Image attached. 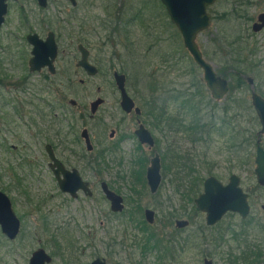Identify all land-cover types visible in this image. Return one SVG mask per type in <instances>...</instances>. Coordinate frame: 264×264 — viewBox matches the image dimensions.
<instances>
[{"label":"rangeland","instance_id":"1","mask_svg":"<svg viewBox=\"0 0 264 264\" xmlns=\"http://www.w3.org/2000/svg\"><path fill=\"white\" fill-rule=\"evenodd\" d=\"M35 1L22 0L28 16L31 19L47 17L48 20L56 21L52 25L58 29L59 33H62L63 38L59 43L60 56L56 63L57 75L53 77L47 70H43L41 73H30L28 50L24 48L21 41L17 40L18 36L23 35L18 24L19 8L15 6L11 8V18L13 19L11 32L14 33V38L13 40H1L3 46L0 47V79L7 77L13 82L28 79L32 104L45 114L46 121L38 124V127H33L29 139L28 162L31 161L37 165L35 174L27 177L21 190L17 189L15 192L9 188V178H2L0 188L10 191L9 195L19 202V205L15 207V212L23 218V235L14 245L10 246L5 242V238L0 237V257L5 258L3 249H9L13 251L10 259L11 264H28L33 249L39 246L46 247L47 239L58 236L55 227L61 226L63 223L75 222L77 226L69 227L65 231V235L63 234L64 242L67 243L68 240L75 247L70 249L67 255L77 256L80 254L79 251L81 252L85 247L89 248L87 239L82 241L83 239L78 238L73 231L79 229L88 233L91 223H94L96 230L98 229L97 240L102 242H97V246H92L95 248L90 247L85 256L80 258V264H87L92 259V252L96 257L105 258L108 243L112 246L114 244V250H112L114 254L109 258L112 261L111 264H157L156 255L147 252L151 249L150 242V245H145L147 242L145 235L141 231L135 230V223H131L127 219L128 214L117 219L109 218L110 208L101 189L102 182L108 183L112 189L118 190L127 199V212L133 211L132 205L141 206L144 209H154L157 212V221L154 225H149L150 231L160 230L169 221V214L177 213L179 217H183L182 212L186 210V215H189L192 224L188 229V232L192 234L191 249L181 258L180 263L174 264H203L205 259H212L214 264H231V259L248 257L247 252L252 251L250 247L246 244L239 245L232 237L234 232L239 233L240 230L243 233L254 235L255 244L261 246L264 251V235L261 234V228L264 225V187L258 185L254 173L256 167L255 149L253 156L249 155L248 158V154L251 153L246 148L241 161L233 158L234 150L229 149L228 134L223 137L212 134L207 142L205 140L192 141V135L189 132L170 133L167 131L162 133L157 129L155 131L154 128L152 131L148 127L157 142L152 150L147 147L142 148L143 146L139 147L137 139L124 137L127 135L126 132L133 133L138 124L134 114L127 115L120 107V93L113 77L115 71L131 73V85L136 81L132 75H137L139 79L144 78V81L139 85V89L142 91L153 90L154 85L159 83V86H163L165 90H170L172 93L184 90L188 85L200 84L199 80H193L198 77L203 80V88L211 97L203 79V71L191 63V55L184 46L182 35L176 27L174 29L169 24L171 21L164 9L151 3L144 11V23L127 27L125 26L126 22L129 18H133L129 15L131 9L136 10L142 2H149L148 0H128L124 7L126 17L123 18L125 20L122 22L120 19H114L113 26L111 25V28L116 32L120 30L119 38L113 41L114 33L106 32L99 27L105 20L99 3H96L93 8H89L88 18H80L81 24H76L73 21L74 18L71 19L70 16L84 15L85 7L80 6V8L74 9L66 0H50L49 7L42 9ZM249 4L250 7H248ZM262 11H264V0H218L209 9V13L212 15V24L206 31L198 35L197 43L203 51L209 50L211 58L206 60L214 65L216 71L221 69L224 63L219 56H215L216 49L214 50L212 46L213 39L217 38L225 44L226 37L234 33L233 24L247 23L242 18L248 16L257 20ZM226 14L230 16H226ZM248 23L250 26L252 25L251 22ZM66 26H70L72 32H67ZM116 26L122 27L117 29ZM35 28L33 25L32 31L41 34L42 37L49 33V31L39 30V27ZM83 29H88L89 32H79ZM79 39H84L91 46V59L94 58L93 63L101 68L99 76L88 77L84 71L76 67L80 54L77 44L75 45L74 42ZM251 41L257 47V54L253 60L260 66L261 73L264 75V63L262 64L264 61V33L252 37ZM116 42L121 44L118 45ZM215 45L214 42V47ZM123 46L125 49H122ZM128 50L130 51L128 52ZM133 58L135 61H144L145 66H138L137 70L131 72L129 64ZM170 60L172 68L169 66L170 63L164 64L169 66L167 70L160 68L162 62ZM151 67L155 71L159 67L160 77L157 78L159 81L154 78V72L150 73ZM46 75H49L50 79L55 82H53V87L57 88V91H53V94L45 89L46 82H42ZM165 76L167 77L164 78ZM81 80L85 81L84 84L80 83ZM259 87L260 84H256L254 87L248 84L247 88L242 90L241 96L252 104V92ZM259 90L264 93V84ZM191 91H194L193 87ZM97 98L104 99L105 103L101 106L98 114L92 117L90 104ZM44 99L46 101H43ZM70 100H75L77 104L72 107ZM240 105L246 110L244 101ZM51 107H54V110H51ZM179 108L178 105L177 109L179 110ZM172 109L170 104L167 111L170 113ZM28 110L30 111V108ZM246 111L242 112L243 121L250 122V115ZM32 115L35 117L34 114ZM252 116L257 117V114L253 112ZM187 118L192 122V116H187ZM202 119L201 122L204 123L207 117L203 116ZM37 121L39 122L38 119ZM145 121L146 124L147 122L148 124L153 123L148 117H145ZM260 127L257 126L256 130L260 131ZM84 128H88L91 132L94 152L93 156L90 155V157L79 160L80 157L83 158L81 153L86 152L85 144L82 141L79 146L80 133ZM40 130H42L43 136L35 133ZM112 131H116V136L113 139L110 138ZM58 142L62 143V147H58L62 152H60V155L63 156L61 157L71 164V168L78 169L84 179L91 183L93 197L82 196L79 200L72 201L60 192L49 169L50 160L45 150L46 144H60ZM262 142L264 146V140ZM109 149H113L116 153L106 155L105 151ZM155 152L160 154L161 159L164 156L165 165L171 167L169 168L171 171H166L162 162V183L159 191L152 195L147 181L145 183L146 175L143 173L150 163H140L139 158L146 156L151 159ZM88 162L93 164V170L87 168ZM174 162L178 163V166H173ZM232 174H236L242 179L241 186L249 195L251 206L249 218L251 219L242 224L244 220L238 214L229 213L216 226L209 227L204 216L199 211L192 210L191 204L184 201L183 195L187 191L186 185L189 183L188 176L202 175L206 178L208 175H212L227 184ZM21 191H24V194L20 193ZM28 196L35 203L38 201L43 203L40 213L27 206L24 199ZM159 201L161 204L157 203ZM43 216L49 220L50 235L44 233L45 227L39 230L41 221L38 219H42ZM135 216L136 219H142L140 214ZM231 224H234L235 228H230ZM103 227L107 228L106 231L110 229L109 235H104L101 230ZM200 227L207 234L206 238L197 232L200 231ZM54 239L56 240V238ZM52 248L55 252L58 251V248L53 245ZM73 249L75 250L73 251ZM55 264H60V262L56 259ZM167 264L172 263L167 262Z\"/></svg>","mask_w":264,"mask_h":264},{"label":"flooded vegetation","instance_id":"2","mask_svg":"<svg viewBox=\"0 0 264 264\" xmlns=\"http://www.w3.org/2000/svg\"><path fill=\"white\" fill-rule=\"evenodd\" d=\"M49 1L50 0H48L47 8L49 7V4H50ZM66 1L74 9L80 8V6L85 7V9H86V12L84 13V15L77 14L75 16H72V15L70 16L71 19L74 18L73 21H75L76 24H81L80 18H88L89 8H93L96 3H99L100 8H101V10L105 16V20L102 22V25L99 27L101 29H104L106 32H109V33L113 32L114 33L113 38H112L113 41H114V39L119 38L120 30H118L116 32L115 29L111 28V25L113 26L114 19H120L122 22L125 20L123 18V17H126L124 7L127 5L128 0H76V2H77L76 6H74L71 1H69V0H66ZM142 1H145V0H142ZM148 1L149 2H142L138 6V9H136V10L131 9V13L129 15L133 16V18H129L128 21L126 22L125 26L128 27L129 25H136V26H138L139 24L142 25L144 23V11L151 3H155L156 5L163 8L165 11V14L167 15V17H169L167 9L162 4L161 0H148ZM35 2H37V5L39 6L38 1L36 0ZM217 2H218V0L213 5H215ZM5 4L7 5V13L3 16V20L0 24V47L3 46L2 41L13 40V38H14V33L11 32V25H13V19L11 18L12 12L10 10L14 6L18 7L19 8V10H18V24H19L20 30L23 33V35L18 36L17 40L21 41L24 48L28 50V56L30 58L28 61L29 72L33 73V72H31L30 66H29L30 60L32 58L33 45L30 43L28 38H29V36H31L33 34L38 35L39 39H41L43 41L47 40L50 33L55 34V39H56V42L58 45V56L55 60V67H56L57 60L59 59V56H60V45H59V43H61V39L63 38L62 33H59V31L56 27H52V24L55 23L56 21L48 20L47 17H42L41 19L40 18L31 19V17L28 16V14L26 13V11L24 9L25 4L22 3V0H5ZM213 5L208 7V9H207L208 13H209V9ZM248 7H250V4ZM47 8H44V9H47ZM263 13H264V11H262L258 15L257 20L249 18V16H248V17L242 18L247 23H245V24H241V23L233 24L234 25L233 31L235 33L236 38H235V41L233 42L232 48H230L228 44H223L217 38L213 39L212 46H213L214 50L216 49L215 56H219L220 60L223 61V63H224L222 65L223 67L221 69H219L218 71L215 70V67L211 62L206 60V59L211 58L209 50L203 51L200 48V46L198 45L197 38H196L197 46H198L200 52L202 53L204 60L212 65V67L214 68L218 77L228 81L229 90L227 93H225V95L221 99H215L213 97L212 92L208 88L207 83L205 81L204 70L195 62L194 58L192 57V55L188 49H186V50L191 55V63L196 68H198L199 70L201 69L203 71V79H204V82L206 84V87L210 91L211 97L208 96V94L206 93V91L203 88V86H204L203 80L198 78V77L197 78L192 77V78L195 81L199 80L200 84L197 85V83L195 82L196 86H194L191 83L192 85H188L187 88H185L183 91L179 90V91H174L171 93L170 90H165L163 86H159V83H158V85H154L153 90L146 89V90L142 91L141 89H139V85L141 84V82L144 81V78L141 77L139 79V77L137 75H132L134 78H136V81L132 82L133 84L131 85V76H130L131 73H129L128 71H127L128 73L127 72L121 73V72L115 71L113 73L114 80H115V73H118L120 75L125 76V87H126L127 94L134 101L135 108H138L140 110L139 114L136 113L135 109L131 113H128V112L124 111L123 108L121 107V100H120V107H121L122 111L124 113H126L127 115L134 114L135 120L138 124L137 128L135 129V131L133 133L126 132L127 135H125L124 137H129L131 139H137L139 147H142V146H143L142 148L147 147L149 150L154 149V147L156 146V143H157L155 136L152 133V131H154L152 128H154L155 131L157 129L162 133H165L167 131H169L170 133H176L178 131L189 132L192 135L191 136L192 141H204L205 140V142H207V139H210V136L212 134L213 135L216 134L218 137H223L224 134L222 135L219 132H216L218 130L219 126L217 128H213V130L211 131V133L209 135L208 134L203 135L199 132L196 134V132H192L189 130V128L192 125V122L188 121L187 116H189V117L192 116V118H194V116L192 115V112L190 111L189 107H187V106L183 107V106H181V104H177L175 101V98H176V94L180 95V94L193 93V92L195 93L197 87H199L203 91L205 96L208 98L207 101L209 102L208 106H205L204 108L201 107L202 109H207L208 111L217 112V113H224L225 111H236L238 109V107H241L240 103H242V101H244L246 103L245 108H248L249 110L253 111L255 114L256 110H255V107L253 105V96L259 95L260 97H262L264 99V93L260 92V90H259L260 87L264 84V75L261 73L260 66L258 64H256L253 60V57L257 54V47L255 44H253V42L251 41V38L255 37V36L262 35V33H264V28L258 32H256L254 30L255 25L258 24V22H259V16ZM226 16H230V15L226 14ZM57 19H58V17H57ZM57 22L61 23L60 21H57ZM248 22H251L252 25L250 26V23H248ZM211 24H212V15H211ZM33 25H35V27H36L35 29H38V27H39L40 28L39 30H45L44 32L49 31L48 35L42 37L41 34L33 32L31 29ZM172 25L175 26L173 23H172ZM121 27L122 26H116L117 29H121ZM65 30L67 32H72V28L70 26H66ZM206 30H204V31H206ZM86 31H88V29H83L79 32H86ZM204 31H202V32H204ZM214 42L216 44L215 47H214ZM74 43H75V45L77 44V50L80 54V59L78 60V62L82 58L81 52L79 51V46L82 45L90 53V56L88 59L89 62L94 64L93 62L95 59L94 58L91 59V51H90L91 46H89V44L87 42H85V40L82 42L80 39L76 40V42H74ZM117 44L120 45L121 43H117ZM20 46H21V44H20ZM122 49H125L124 46L122 47ZM129 51L130 50H128V52ZM77 63H76V67H77ZM168 63H170L169 66H171L170 68H172L173 66H172L171 60L168 62H166V61L162 62V66L160 68H165L167 70L169 66H165L164 64H168ZM263 63H264V61H262V64ZM230 65H232L234 68L230 69L229 68ZM138 66L144 67L145 66L144 61L143 62L140 60L135 61L133 58L129 64V69L131 72H134L135 70H137ZM263 67H264V64H263ZM227 68H229V69L225 70ZM78 69H81L82 71H84L88 77H93V76H89L84 69H82V68H78ZM98 69H99V74L97 76H99L100 72H101V68L98 67ZM150 69H151L150 70L151 72L149 71L150 73L154 72L153 73L154 78L157 79L160 77L159 67L156 68V71L153 70L152 67ZM43 70H47L48 73L53 77H55L57 75V67H56V73L55 74L50 73L48 68H44ZM223 71H225V73H223ZM41 72H34V73H41ZM155 72H157V73H155ZM189 75H192V73H189ZM97 76H95V77H97ZM149 76H151V75H149ZM251 76H253V77H251ZM166 77L167 76H165L164 78H166ZM81 81H82V83H81ZM81 81H80V83L84 84L85 81L84 80H81ZM157 81H159V79H157ZM42 82H46L45 89H48L50 93L53 94V91H55V92L57 91V88L53 87L54 80L52 81L50 79L49 75H46L45 79H43ZM234 83L236 85V88H235V85L233 86ZM29 84H30V82L28 81V79H20L19 81H16V82H13L11 79H9L7 77H5V79H0V186L2 185V178L8 177L9 178L8 182L10 184L9 188H12L14 190L13 192H15L17 189L21 190L22 186H24L23 184L27 180V177H30V176L35 174V171L37 169V165L31 161L28 162L29 153H30L29 139L31 138V131L33 130V124H42V123H45V121H46L45 114L40 112L38 110V107H35V105L32 106V101L30 98L31 89L29 87ZM115 84H116V80H115ZM248 84H250L251 87H254L256 84L257 85L260 84V87L257 90L256 89L253 90V92H252V95H251L252 104L248 103L245 100V97L241 96L242 90L244 88H247ZM42 87H43V85H42ZM116 87H117V85H116ZM192 87L194 88L193 92L191 91ZM117 89H118V87H117ZM130 90L132 93L130 92ZM119 93H120V91H119ZM120 98H121V94H120ZM43 101H45V100H43ZM247 103H248V106H247ZM170 104L172 105L173 109L169 113L167 111V109H168ZM178 105L180 107L179 110L177 109ZM71 106L74 107L73 105H71ZM28 108H30V111L28 110ZM60 108H63V107H60ZM100 108H99V110H100ZM176 109H177V111H176ZM51 110H54V107H51ZM99 110H98V112H99ZM175 111H176V113H174ZM98 112L95 115H93L91 113V116L95 117L98 114ZM32 114H34L35 117H33ZM144 116L148 117L153 123L148 124V122H147V124H146ZM48 117H49V115H48ZM214 117L220 118L222 116H221V114H214ZM256 118L259 120L258 115ZM37 119L39 120V122L37 121ZM179 119L182 121H179ZM218 122L220 123V121H218ZM258 122H259V126H261L260 120ZM141 126H144L149 131V133L151 134V137L154 140V146L151 147L149 144H142L141 141L139 140V137L137 136L136 132H137V130L140 129ZM152 126H154V127H152ZM148 127H150L152 129V131ZM260 128H261V130L259 131L257 146H258L259 142L263 146L262 141L264 140V137H263L264 134L261 133L262 126ZM84 129H88V128H84ZM84 129H82V131ZM82 131H81V133H82ZM35 133H38L39 135L43 136V132L39 131V132H35ZM81 133H80L81 139H79V146H80V143L82 141L85 144L86 152L81 153V156L83 158L80 157L79 160H83L84 158L90 157V155L93 156V152H94V151L89 152L87 150V145L85 143V140L82 138ZM89 133H90V137H91V132L89 131ZM115 136H116V131H112L110 134V138L113 139V138H115ZM91 141H92V138H91ZM58 143H60V142H58ZM92 143H93V141H92ZM47 145H51L53 147L56 158L61 162V164L63 165L65 170L73 171L74 169H76V168H71L70 167L71 164H69L67 162V160L62 158L63 156L60 155L61 151H59L58 147H62V143H60V144H56V143H53V144L50 143L49 144L48 143L45 145V150H46ZM257 146H256V149H257ZM140 151H142V150H140ZM169 152H170V148H169ZM46 153H47V151H46ZM105 153L107 155V154L116 153V152L113 149H109V150H106ZM47 155H48V153H47ZM156 155H159V157H160L161 169H162V162H163V168L166 171H171V169H166L164 167L166 159L164 160V156L161 159L160 154L157 152L154 153V156L151 159L147 158L146 156H141L139 158V162L140 163H148V162L150 163L151 160ZM48 158H49V155H48ZM255 159H256V151H255ZM255 159H254V162H255ZM49 160H50V158H49ZM50 165H51V160L49 162V169L51 170V172L53 174V177H54V179H55V181L59 187L60 192L63 193L65 196H67L69 198V200L77 201L82 196L88 197V198L93 197L94 192H93L91 183L84 179V177L81 175V173L78 169L77 170L79 171L82 179L89 184V188H90L92 194H89V193H86V192L80 190V191H78L77 196L73 197L70 193L63 192L61 190V187H60V180L65 179L64 174H63V172H60L59 173L60 176L57 177L56 174L51 169ZM86 165H87V168L89 170L90 169L93 170L94 167H93L92 163L88 162ZM149 166H150V164H149ZM148 167H147V169H148ZM147 169H146V171L143 172L144 175H146L145 183L147 181ZM254 173H255V170H254ZM233 175H236V174H232L231 176H233ZM231 176H230V178H231ZM161 177H162V175H161ZM211 177H214V176L208 175L206 178H204L202 175H195V176L189 175L188 176L189 183H188V185H186L187 191L183 195L184 201L188 202L193 207L192 210L199 211V213H201L204 216L206 224H207V214L205 212L201 211L197 207L196 200L204 193L205 182L208 178H211ZM214 178H216V177H214ZM230 178H229V181H230ZM217 180L219 182H221L219 179H217ZM229 181L227 184H224L223 182H221V183L224 186H226L229 184ZM241 182H242V179H241ZM161 183H162V180H161ZM106 184L108 185V183H106ZM147 184H148V181H147ZM160 186H161V184H160ZM240 186H241V184H240ZM108 187L112 192L116 193L117 195H119L123 199V206H124V208L119 212L113 211L111 201L104 195L105 199L107 200V205H109V208H110V211H108L109 218L117 219V218H120L122 215L124 216V215L128 214L127 219L130 220L131 223H135V226H136L135 230H137L139 232L141 231L142 234L145 235V239L147 241L145 243V245L151 244V249L147 250V252H148V254L150 252H152L151 254L156 255L157 264H167V262H171L172 264L180 263L181 258L184 257L186 254H188L189 250L191 249L192 234L190 232H188V229H190L192 224H191V219H190L189 215H186V210H184V212H182L183 217H179V214H177V213L169 214L170 215L169 221L167 223H165L160 230L150 231V228H151L150 226L154 225L157 221V217H158L157 212L154 209H150V208L144 209L141 206L136 207L133 205L131 206L133 211L127 212V204H128L126 202L127 199L118 190L112 189L109 185H108ZM148 187H149V185H148ZM192 188H194V190H195V194H194L195 196H193V193L191 191ZM197 189H199V190L197 191ZM149 190H150V187H149ZM158 191H159V189H158ZM0 193L5 194L7 196V198L10 200L11 208L19 220V233L17 234L16 238L13 240H11L3 232L2 226L0 224V237L5 238V242L8 244V246H10V245H14V243L19 240L20 236L23 235V218L19 217L15 212V207H17L19 205V202H16L15 198H13L9 195L11 192L6 190V189L0 188ZM20 193L24 194V191H21ZM150 193L152 195L156 194V193H152L151 190H150ZM24 201H25V203H27V206L33 208V210L35 212H37V213L41 212V205L43 204L41 201H38V203H35L34 200H31L29 196L26 197L24 199ZM248 201H249V197H248ZM157 203L161 204L160 201ZM137 204H138V202H137ZM147 210H151L154 212V222L152 224H150L146 219L145 212ZM229 213H231V212H228L227 214H229ZM250 213H251V210H250ZM136 214H140L142 219H136V216H135ZM234 214H237V213H234ZM249 216H250V214H249ZM249 216L246 219L241 218L242 220H244V221H242L243 222L242 224L248 222L251 219V218H249ZM176 217H179V218H176ZM223 218L218 223H220L223 220ZM38 220L41 221V228H39V230H41L43 227H45V229L47 231L45 230L44 233H48V235H50L51 234L50 223H49V220L47 219V217L43 216L42 219H38ZM179 221H186V222H188V225L184 228H180L177 225V223ZM73 225L77 226L75 222H73V223L67 222L65 224L63 223V225H61V226L55 227L54 229H55V232L58 236L57 237L52 236V237H50V239H47L46 247L45 246H39L36 249H33L31 251L30 257L28 259V264H30L33 254L36 251L41 250V249L44 250L45 253L47 254V256H49V258H50V262H45V264H55L56 259L60 262V264H80V258L82 259V256L83 255L85 256L86 252L89 251L90 247L97 246V242L102 243L100 240H97L98 229L96 230L94 223H91V224H89L88 233H85V231H82L79 229H77L75 231L72 230L73 232H75V235H77L78 238L83 239L82 241H84V239H87V241H88L87 245L89 246V248L86 249V247H85L83 250H81V252L79 251L80 254H78L77 256L67 255V253L70 252V249L75 248V247L72 246L68 240H67V243H65L63 239L65 238V236H64L65 231H67V229L69 227H72ZM169 225H170V227H169ZM216 225H214V226H216ZM207 226H209V225H207ZM230 226H231L230 228H235L234 224H231ZM209 227H213V226H209ZM106 229H107L106 227H103L101 230L103 231L104 235L107 236V235H109L110 229H109V231H106ZM199 230L200 231H197V232L206 238L207 234L205 232H203L204 231L203 228L200 227ZM253 231H255V230H253ZM261 231H262L261 234L264 235V225L261 228ZM238 232L239 233L234 232L232 234L233 239L239 245L240 244H246L247 246L250 247V249L252 251L247 252V254L249 255L248 257L238 258L234 264H264V256H263L264 251L261 248V246H259L258 244H255L256 239L254 238V235H249L248 233H243L241 230ZM54 238H56V240ZM218 238L220 239L221 237L219 236ZM252 239H255V240L252 241ZM57 240H59V241H57ZM149 242H150V244H149ZM52 245L54 247L58 248L57 252H55L53 250ZM107 247H108L107 251H106L107 254L105 255V258L96 257V255L91 251L92 252V256H91L92 259L87 264H93L97 260H101V261L105 262L106 264H111L112 261L109 258L112 257L114 254V252L112 251V250H114V244L112 246L110 243H108ZM92 248H95V247H92ZM74 250L75 249H73V251ZM256 251H257V253H255ZM3 254H4L6 259L0 257V264H11L10 259H11V254H13V251H11L9 249L8 250L3 249ZM206 260L212 261L214 264V261L212 259H205L203 264L205 263Z\"/></svg>","mask_w":264,"mask_h":264},{"label":"water","instance_id":"3","mask_svg":"<svg viewBox=\"0 0 264 264\" xmlns=\"http://www.w3.org/2000/svg\"><path fill=\"white\" fill-rule=\"evenodd\" d=\"M41 8H47L48 0H37ZM76 6V0H69ZM217 0H161L162 4L167 9L171 22L181 33L184 46L189 50L195 62L204 70V78L208 88L211 90L215 99H221L228 92V81L217 76L214 68L210 63L204 60L200 52L196 38L204 30L211 25V15L208 13V7L213 5ZM7 13V5L5 0H0V24L3 16ZM264 28V13L259 16V22L255 25L256 32ZM29 41L33 45L32 58L29 66L31 72H41L44 68H48L50 73H56L55 60L58 56V45L55 39V34L50 33L47 40L39 39L38 35L29 36ZM82 58L77 63L78 68L84 69L89 76H97L99 69L97 66L89 62L90 53L82 45L79 46ZM115 80L118 90L121 94V107L124 111L131 113L134 109L137 114L140 113L138 108H135L134 101L128 96L125 87V76L115 73ZM82 83V81H81ZM105 103L104 99L97 98L90 104V111L95 115L99 108ZM70 104L75 106L77 102L70 100ZM253 105L259 117L262 131L264 134V99L259 95L253 96ZM142 144L154 146V140L149 131L141 126L136 132ZM85 140L87 150L94 151V145L91 141L88 129H84L81 133ZM46 151L51 160V169L59 177V173L63 172L65 179L60 180V187L63 192L70 193L73 197L77 196L78 191L82 190L92 194L89 184L85 182L79 171H67L56 158L53 147L46 146ZM255 175L260 186L264 187V147L258 143L255 159ZM161 160L159 155H156L150 162L147 169V181L152 193H156L161 184ZM241 179L237 175L230 178L229 184L224 186L216 178H208L205 182L204 193L196 200L197 207L207 214V225H216L228 212L237 213L243 219H246L250 214V204L248 201L249 195L244 192L240 186ZM104 195L111 201L112 210L115 212L121 211L123 199L112 192L108 185L103 182L101 184ZM147 221L152 224L154 222V212L147 210L145 212ZM0 224L3 232L11 239H15L19 233V220L14 214L10 200L3 193H0ZM178 227L184 228L188 225L186 221H179ZM50 262L49 256L44 250L36 251L31 259L30 264H45ZM93 264H106L101 260H97ZM204 264H213L212 261L206 260Z\"/></svg>","mask_w":264,"mask_h":264},{"label":"trees","instance_id":"4","mask_svg":"<svg viewBox=\"0 0 264 264\" xmlns=\"http://www.w3.org/2000/svg\"><path fill=\"white\" fill-rule=\"evenodd\" d=\"M169 24L174 29H176L175 26H173L171 22H169ZM59 29L61 31V28ZM235 38H236L235 33L229 34V36L226 37L225 39V44H228L229 47L232 48ZM80 40L82 42L84 41V39H80ZM229 68L232 69L234 67L230 65ZM223 73H225V71H223ZM207 100L208 98L205 96V94L199 87H197L195 93L193 92V93H186V94H180V95L176 94V98H175L176 103L181 104V106L183 107L185 106L189 107L190 111L192 112V115L194 116V118H192V125L189 128V130L192 132H196V134L199 132L203 135L204 134L209 135L211 131L213 130V128H217L219 126L216 132H219L222 135L228 134L230 137L229 149L234 150V153H232L234 159H238L242 161L243 154H244L243 151L246 148H247V151H250L251 153V154H248V158H249V155L252 157L253 150L256 149L257 140L259 137V131L256 130L257 126H259V122L256 117L252 116L253 111L249 110L248 108H245L247 110L246 111L243 108L238 107L236 111H225L224 113L212 112V111H208L207 109L201 108V107L204 108L205 106H208L209 102ZM32 106L34 105L32 104ZM245 111L250 115V122L243 121L244 115L242 112H245ZM214 114H221L222 117L215 118ZM203 116L207 117L204 123L201 122V120H203L202 119ZM179 121H182V120L179 119ZM218 121H220V123ZM34 126L38 127V124H33V127ZM40 132H42V130H40ZM172 165L178 166V163L174 162ZM164 167L166 169L171 168L165 164H164ZM191 191L193 193V196H195L194 188H192ZM231 261H232L231 264H234L236 262V259L235 260L231 259Z\"/></svg>","mask_w":264,"mask_h":264}]
</instances>
